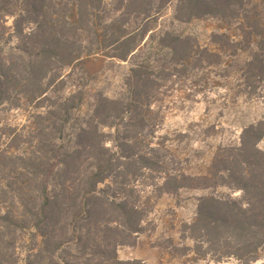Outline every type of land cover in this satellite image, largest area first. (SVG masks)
<instances>
[{"label":"trees","instance_id":"16d2710c","mask_svg":"<svg viewBox=\"0 0 264 264\" xmlns=\"http://www.w3.org/2000/svg\"><path fill=\"white\" fill-rule=\"evenodd\" d=\"M103 2L0 0V19L16 17L9 7H19V19L26 18L32 26L27 34L29 44L13 49L19 62L3 61L1 88L8 81L29 82L38 89L31 100L41 104L48 100V86L62 77L61 70L89 69L102 56L123 69L113 96L79 87L67 98L53 102L44 114H36L37 120L52 123L51 131L41 141L46 149V169L34 162L29 172V157L16 159L23 163L18 170L24 176L29 179L30 174L41 183L32 186L30 198L28 186H9L12 201L23 213L5 212L1 216L3 229L13 235L19 230L37 231L52 256L63 247L82 244L84 254L74 260L59 257L56 264H123L118 248L125 245V236L142 231L148 206L140 203L142 196L132 190L126 195V190L116 193L114 189L111 195L110 188L113 184L125 188L134 177L122 159L133 160L137 155L134 162L142 164L140 169H151L148 154L141 150L145 146L138 138H147L145 113L150 109L151 94L165 79L180 77L191 67L226 70L236 57L247 54L242 72L232 73H238L245 95L253 97L260 92L264 104V12L255 0H119V16L108 24H96L93 16ZM171 5L173 12L168 14ZM131 16L140 19L138 26L127 24ZM202 20L217 23L204 46L197 37L173 28ZM91 34L96 36L93 41ZM122 63L130 64L126 72ZM46 80L47 88L43 90ZM63 80L61 85L65 84ZM84 105L88 106L86 112ZM112 130L123 135L120 151L131 147L144 154L128 156L121 152L115 158L107 146ZM263 137L261 122L243 129L236 153L226 158L225 164L209 169L205 176L164 172L158 187L163 194L206 191L213 185L242 192L239 199L214 194L198 197L195 218L187 226L197 256L211 255L217 262L233 257L241 264H252L264 253V152L258 146ZM3 152L0 150V172L8 159ZM130 195L136 200L131 201ZM0 236V264H6L7 251L14 249L16 238L6 242L5 233ZM11 264L21 263L16 258Z\"/></svg>","mask_w":264,"mask_h":264},{"label":"rangeland","instance_id":"374dc122","mask_svg":"<svg viewBox=\"0 0 264 264\" xmlns=\"http://www.w3.org/2000/svg\"><path fill=\"white\" fill-rule=\"evenodd\" d=\"M118 1L104 0L94 13L95 23L108 24L116 19L119 16L116 11ZM255 2L258 9L264 12V0H255ZM173 7L174 5H171L166 12L171 14ZM19 9L10 6L9 10L14 12L16 17L8 16L0 19V70L3 61L19 62L18 59L16 60L18 55L13 51L15 47L23 48V43L29 44L27 34L32 26L26 18L19 19ZM127 22L129 26L136 27L140 24V19L131 16L127 17ZM216 27L217 23L211 20L173 26L180 34L197 37L202 46L207 44L208 36ZM20 31L23 32L22 35L19 34ZM100 33L101 31L98 34ZM95 37L91 34V40ZM246 55L238 59L236 57L229 63L228 69H223L225 71L208 67H191L181 73L180 77L165 79L151 94L150 109L145 113L148 125L144 134L147 138L144 136L138 138L141 146H145L141 150L148 154L151 169H140L142 164L134 162L137 158L136 154L140 156L144 154L142 151L131 147L120 151L119 146L124 142L123 135H119L115 130L110 132L107 146L115 158H118L121 152L128 156L136 155L133 160L122 159L123 166L130 174H134V177L129 179L125 188L113 184L110 194H114L116 189V193L126 190V195H129V191L132 190L135 195L142 196L140 203L144 202L148 206L142 231L129 238L125 236V245L118 248L117 254L123 264L133 261L141 264H241L233 257L217 262L211 255L197 256L193 252L194 244L187 233V226L196 215L199 196L231 195L239 199L242 197L241 191H229L213 185L206 191L185 190L173 196L161 193L158 187L162 184L164 172L183 171L193 177L207 175L209 169L225 164L224 160L236 153L235 148L241 140L243 129L258 122L264 125L262 93L259 92L253 97L245 95L238 73H232L242 72V61ZM23 56L27 57L24 54ZM102 57L93 67H88L89 69L78 67L71 71L61 70L62 77L56 79L48 86L49 88L46 86L49 79L44 81L42 89L47 88L48 100L41 104L38 100H31L34 93L38 94V89L29 85V82L8 81L5 86L0 87V150L4 151L3 153L6 154L2 155L8 158L2 163L3 171L0 172V235L2 232L5 233L6 242L9 238H16L14 249L10 247L7 251L6 264H11L16 258L21 264L25 262L56 264V259L59 257L74 260L75 257L84 254L82 244L78 243L63 247L59 253L52 256L49 254V249L42 244L37 231L19 230L13 235L3 229L5 223L1 220V216L11 211L15 214L23 213L17 202L12 201L9 189L12 183H17V186L20 184L28 186L29 198L32 186L41 183V179L35 182L30 174L28 179L20 169L18 170V166H22L23 163L16 160L17 157H29V172L33 171L34 162L41 164L42 169L47 168V159L44 158L46 149L43 150L41 141L51 131L52 123L37 120L36 114H44L51 108L53 102L67 98L79 87H90L108 96H113L117 92L123 69L111 62L110 58ZM230 60L227 59L226 62ZM122 65H125V72L130 67L129 63ZM14 70L20 72V69ZM63 78L65 84L61 85L60 81ZM87 109L88 106L84 105L83 112ZM258 146L264 152V137ZM35 158H38V161ZM16 170L22 174L19 175ZM192 184L196 183L192 181ZM2 191L7 192L8 195L2 194ZM130 198L131 201L136 200L134 196L130 195ZM252 264H264V253H261L260 259Z\"/></svg>","mask_w":264,"mask_h":264}]
</instances>
